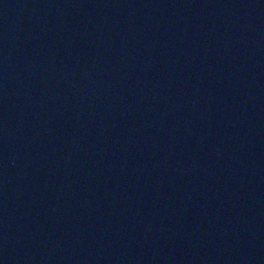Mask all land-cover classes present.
<instances>
[{"label":"water","instance_id":"95a60500","mask_svg":"<svg viewBox=\"0 0 264 264\" xmlns=\"http://www.w3.org/2000/svg\"><path fill=\"white\" fill-rule=\"evenodd\" d=\"M0 264H264V0H0Z\"/></svg>","mask_w":264,"mask_h":264}]
</instances>
